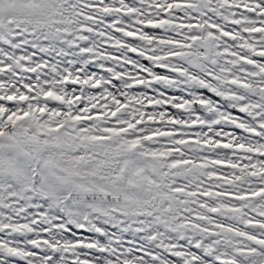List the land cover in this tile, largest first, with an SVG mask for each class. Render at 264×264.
Wrapping results in <instances>:
<instances>
[{"label":"snow or ice","instance_id":"snow-or-ice-1","mask_svg":"<svg viewBox=\"0 0 264 264\" xmlns=\"http://www.w3.org/2000/svg\"><path fill=\"white\" fill-rule=\"evenodd\" d=\"M0 264H264V0H0Z\"/></svg>","mask_w":264,"mask_h":264}]
</instances>
